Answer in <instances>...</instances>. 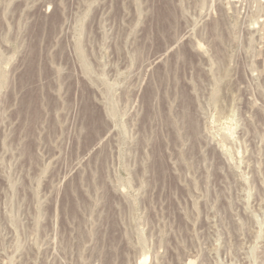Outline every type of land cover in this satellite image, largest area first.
Masks as SVG:
<instances>
[{"label": "rangeland", "instance_id": "1", "mask_svg": "<svg viewBox=\"0 0 264 264\" xmlns=\"http://www.w3.org/2000/svg\"><path fill=\"white\" fill-rule=\"evenodd\" d=\"M264 264V0H0V264Z\"/></svg>", "mask_w": 264, "mask_h": 264}, {"label": "bare ground", "instance_id": "2", "mask_svg": "<svg viewBox=\"0 0 264 264\" xmlns=\"http://www.w3.org/2000/svg\"><path fill=\"white\" fill-rule=\"evenodd\" d=\"M142 264V263H141Z\"/></svg>", "mask_w": 264, "mask_h": 264}]
</instances>
